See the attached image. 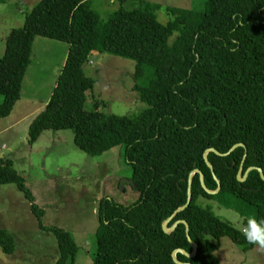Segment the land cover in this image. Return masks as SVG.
I'll return each instance as SVG.
<instances>
[{
	"label": "trees",
	"instance_id": "1",
	"mask_svg": "<svg viewBox=\"0 0 264 264\" xmlns=\"http://www.w3.org/2000/svg\"><path fill=\"white\" fill-rule=\"evenodd\" d=\"M4 1V0H0ZM106 20L91 0H39L25 15L24 24L12 28L0 57V117L8 116L21 97L23 80L31 63L37 36L69 43L66 61L48 103L31 121L28 142L34 144L48 129H72L74 143L90 155L123 145L131 165L133 188L139 197L125 205L104 196L98 204L97 248L92 264H178L172 253H192L186 226L180 222L170 232L163 223L188 201L189 176L192 199L169 222L189 224V235L198 245L194 256L176 254L183 263L221 264L215 255L219 239L252 246L232 223L215 214V200L264 220V0H206L202 10L166 6L170 15L161 23L156 11L161 4L144 1L126 8L128 0ZM94 52L110 53L136 61L134 88L148 103L133 117L87 110V92L95 80L84 66ZM154 76L138 83L145 66ZM14 183L30 202L40 229L56 238L59 256L53 264L73 263L78 246L72 234L59 225L44 224V208L36 201L25 177L9 157L0 158V185ZM125 188V186L123 187ZM246 222V221H245ZM0 247L15 250L13 235L0 228Z\"/></svg>",
	"mask_w": 264,
	"mask_h": 264
},
{
	"label": "rangeland",
	"instance_id": "2",
	"mask_svg": "<svg viewBox=\"0 0 264 264\" xmlns=\"http://www.w3.org/2000/svg\"><path fill=\"white\" fill-rule=\"evenodd\" d=\"M34 1L30 5L21 0L0 1V57L5 50L7 34L12 28L24 24L25 15L39 0ZM144 1L162 5L156 15L163 24L170 19L166 6L202 10L206 3V0H128L124 6L141 7ZM91 2L103 20L120 6L119 0ZM68 47L66 41L43 36L35 38L31 64L23 81L22 98L13 110L21 120L8 131L5 126L9 120L0 117V158H12L15 168L25 177L27 185L36 194V203L46 211L44 224L59 225L72 234L78 246L77 264H80L83 258L94 257L96 252L99 201L109 196L128 205L138 199L139 193L130 182L132 168L123 156V145L99 155H90L75 145L72 129H48L34 144L28 142L26 123L45 108L43 103L49 101ZM45 48L50 51L43 53L41 50ZM135 66L133 59L94 52L84 66L85 73L95 80L93 88L87 92L85 108L133 117L148 107L134 88L137 82ZM153 76V68L146 65L138 83L146 85ZM27 98L30 104L23 105ZM2 99L0 95V102ZM27 156L30 162L26 160ZM199 202L211 204L215 214L233 222L241 231L248 219L254 217L251 212L241 216L215 200L201 197ZM0 228L7 229L17 244H23L20 247L22 256L15 257L0 247V264H9L10 258H15L17 264H31L29 258L50 256L57 247L53 233L40 229L30 202L14 183L0 185ZM210 238L218 245L215 255L221 264H264V250L257 245L245 247L229 236Z\"/></svg>",
	"mask_w": 264,
	"mask_h": 264
},
{
	"label": "water",
	"instance_id": "3",
	"mask_svg": "<svg viewBox=\"0 0 264 264\" xmlns=\"http://www.w3.org/2000/svg\"><path fill=\"white\" fill-rule=\"evenodd\" d=\"M238 146H243V147H245V144H244V143H237V144H235V145H234L229 151H227V152H225V153H221V152L215 150L214 148H209V149H207V150L205 151V153H204V160H205L207 166L212 170V172H213V174H214V178H215V180L218 182V187H217V189H215V190H211V189H209V188L206 186L205 182H204V175H203V172H202L201 170H199V169H195V170H193L192 173H191L190 176H189V181H188V182H189V185H188V201H187V203H186L184 206L178 208V209L175 211V213H174L172 216H170V217H169V218L163 223L162 227H163V230H164L165 232H170V231H172V230L177 226V224L180 223V222L184 223L185 226H186L187 237H188V240L190 241V243H191V245H192L193 251H192V253H187L184 249H181V248L176 249V250L172 253V257H173V259H174V261H175L176 263H178V264H191V263H183V262H180V261L177 259L176 254H177L178 252H181V253H183V254L189 256V257H192V256H194V255L196 254L197 249H198V245H197L195 242L192 241V239H191V237H190V235H189V224L187 223V221H185V220H178V221H176L171 227H168L169 222L173 219V217L175 216L176 212H179V211L183 210V209H184L186 206H188V205L190 204V202H191V199H192V194H191V181H192V176H193V174H194V173H198V174H199L201 185H202V187L204 188V190H205L207 193H209V194H216V193H218V192L220 191L221 185H220L219 179L216 177V175H215V173H214V171H213V165H212V164L210 163V161L208 160V153H209L210 151H213V152H215V153L218 154V155L226 156V155L230 154V153H231L236 147H238ZM251 169H257V170L260 172L261 178L264 180V173H263L262 169L259 168V167H255V166L250 167V168L245 172V174H244L243 177H242L241 175H242V171H243V164H241L240 169H239L238 174H237V178H238V180H240V181H244V180L247 178L248 172H249ZM130 182L133 183L132 180H130Z\"/></svg>",
	"mask_w": 264,
	"mask_h": 264
},
{
	"label": "crops",
	"instance_id": "4",
	"mask_svg": "<svg viewBox=\"0 0 264 264\" xmlns=\"http://www.w3.org/2000/svg\"><path fill=\"white\" fill-rule=\"evenodd\" d=\"M22 1V3L23 4H32L33 2H35L34 0H21ZM111 1H113V0H111ZM105 6H107L106 4H104ZM34 45H35V41H34V44H33V48H32V54H33V51H34ZM43 53H47V52H49L50 51V49H48V48H45V49H42L41 50ZM68 51V50H67ZM66 57H67V53H66V56H65V58H64V61H63V65H64V63H65V61H66ZM32 60V59H31ZM31 64V63H30ZM62 68H63V66H62ZM62 70V69H61ZM61 72V71H60ZM26 73H27V71H26ZM60 74V73H59ZM25 76H26V74H25ZM25 78V77H24ZM57 79H58V77H57ZM24 81V80H23ZM56 84H57V81H56ZM56 84H55V86H56ZM54 86V87H55ZM22 87H23V85H22ZM53 92V91H52ZM21 98H22V91H21V97H20V99L17 101V103L21 100ZM29 98H27L26 100H28ZM50 99V98H49ZM16 103V104H17ZM30 104V100H28V101H26L25 103H23V105H25V104ZM48 103V102H47ZM47 103H43L42 104V106H44L45 104H47ZM16 104H15V106H16ZM15 106H14V108H15ZM14 108H13V110H14ZM39 108H42V107H39ZM13 110L11 111V113L8 115V116H6V117H3V118H5V119H8L9 121H8V125H6L5 126V130H12L15 126H17L18 124H19V122H20V120L21 119H18L17 118V114L16 115H14L13 114ZM38 110V109H37ZM26 116V115H25ZM23 119H25V118H23ZM22 119V120H23ZM34 119V117H32L30 120H28V122L26 123V126H27V130H28V128H29V125H30V123H31V121ZM10 158V157H9ZM12 159V158H11ZM26 160L28 161V162H30V157L29 156H27V158H26ZM12 161H13V159H12ZM13 164H14V161H13ZM15 166V165H14ZM34 194V196H35V201H36V194L35 193H33ZM45 210V209H44ZM45 213H46V211H45ZM42 231H44V230H42ZM15 241V240H14ZM15 245H16V247H15V250L12 252V253H10V254H12V255H14V257H15V255H20V256H22V249L20 248V247H22V245L23 244H20L19 245V243L17 244L16 243V241H15ZM19 246V247H18ZM57 246V245H56ZM58 256H59V251H58V246L54 249V251H53V254H51L50 256H48L47 254L46 255H44L43 257H41V258H29V259H31L32 260V263L31 264H53L57 259H58ZM76 258H77V254H76V257H75V260H74V262L73 263H71V264H77V260H76ZM15 258H10V260H8V262H9V264H14V263H16L17 264V262L14 260ZM92 262H93V257H91V256H87L86 258H83V260H82V262L80 263V264H92Z\"/></svg>",
	"mask_w": 264,
	"mask_h": 264
},
{
	"label": "clouds",
	"instance_id": "5",
	"mask_svg": "<svg viewBox=\"0 0 264 264\" xmlns=\"http://www.w3.org/2000/svg\"><path fill=\"white\" fill-rule=\"evenodd\" d=\"M230 223L233 222L230 221ZM242 234L249 243L264 250V220L258 222L254 217L249 218L242 229Z\"/></svg>",
	"mask_w": 264,
	"mask_h": 264
}]
</instances>
